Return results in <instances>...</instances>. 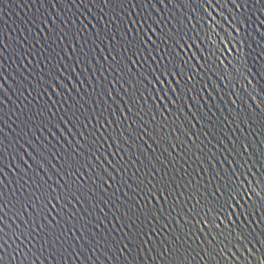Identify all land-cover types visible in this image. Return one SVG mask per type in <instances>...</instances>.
Masks as SVG:
<instances>
[{
  "label": "water",
  "instance_id": "95a60500",
  "mask_svg": "<svg viewBox=\"0 0 264 264\" xmlns=\"http://www.w3.org/2000/svg\"><path fill=\"white\" fill-rule=\"evenodd\" d=\"M126 26L159 47L146 44L139 56L122 50L132 39ZM149 27L179 47L162 51L167 45L141 31ZM165 65L183 75L153 71ZM50 74L58 88L48 87ZM0 97V264H209L203 249L216 227H231L209 211L217 196L226 199V185L237 186L230 219L246 221L244 247L261 259L264 0H0ZM29 141L46 145L47 163ZM50 152L71 153L85 178L65 175ZM164 187L168 199L144 209H160L158 222L127 207ZM169 246L178 252L161 255ZM244 247L231 251L256 264ZM221 255L212 264H223Z\"/></svg>",
  "mask_w": 264,
  "mask_h": 264
},
{
  "label": "snow or ice",
  "instance_id": "6c2138e0",
  "mask_svg": "<svg viewBox=\"0 0 264 264\" xmlns=\"http://www.w3.org/2000/svg\"><path fill=\"white\" fill-rule=\"evenodd\" d=\"M111 0H104V3H110ZM132 2H134V0H132ZM144 3H147L148 0H143ZM147 19H151V17H147L145 20L143 21H137L136 23H147ZM155 23V21H153ZM141 31L145 32V35L148 32H151L152 35L157 36V38L160 40V44L161 45H167L165 48L162 49V51L167 52L169 48L172 47H179V42L175 39L174 35L169 34V33H165L163 35L158 34L155 30H153L151 27L145 29H142ZM124 35L125 36H130L132 37V39H129L127 41H125V43L122 45V50L124 48H127L128 51L131 52L132 56H139L141 55V49L145 47L146 44H152L153 46V51H155L159 46L154 44L153 41H151L150 39H137L136 37L139 36V32L133 33L129 31V28L126 26L124 29ZM61 39H63V37H61ZM180 39H183V37L181 36ZM168 41H172L171 44L168 43ZM115 50V49H113ZM119 55V53H117ZM169 55H171V53H169ZM165 59H167V57H165ZM113 61L115 62V58H113ZM130 64H133V62L131 60H129ZM143 61H137L135 62V64H133V66H136V64H142ZM153 63H157V61L153 60ZM162 63V61H161ZM181 65L187 66L188 61H181L180 62ZM121 71H124L123 68H121ZM153 71H160L161 75H165V73L169 76L173 75V72H175L177 75H183L180 66L178 65H171V67L169 65H165L163 69H154ZM152 72H149V75H151ZM50 79H48L50 81V83H47L48 87L51 88H58L57 87V79L53 76V75H49ZM44 78L41 77V80H43ZM155 79V77H154ZM157 83H161V81L159 79H157L156 81ZM40 80H37V84L39 85ZM66 87V85H65ZM69 91H71L69 89ZM43 94V93H41ZM175 94V93H174ZM165 99L167 97H164ZM171 102V101H170ZM0 103H3V98L0 97ZM65 112H68V109H65ZM49 116L47 117V119L50 121L52 116H55V113H52L49 110ZM42 114V113H41ZM76 114L73 113V116H75ZM78 117H77V121H78ZM87 119V117H86ZM92 119H97V117L93 116ZM2 115H0V124H2ZM43 123V121H42ZM57 124H65V121L63 118H61L59 121H57ZM66 124H71L73 128L77 127V124L73 122L72 118L69 117L66 121ZM90 124V121H89ZM81 127H85V125L81 124ZM54 127H56V125H54ZM93 128V130L95 129V126L92 125L91 126ZM101 127H105V125H101ZM129 127H131V125H129ZM57 129H59V127H57ZM60 130V129H59ZM85 130H87V128H85ZM2 131V130H0ZM49 133L51 136H53V132H51V130L49 129ZM74 136H76L77 134L72 133ZM80 138H82L83 140H85V142L87 143V137L84 136L83 133H79ZM108 139L113 140V143L116 142V140L119 139V134H117L116 138L113 137H108ZM29 146H32V143L29 141ZM69 143V142H68ZM46 145L44 143H40L38 144V147H33V151L36 152L37 156L40 157V160L47 163V159L43 156V154L40 152L41 148H45ZM93 147V145H89V150H91V148ZM249 147V145H241V149H245ZM5 146L3 145L2 142H0V158L3 157V152L5 150ZM77 148H80L81 151H83V148L81 145H79V141H77ZM121 151H123V149H121ZM77 155H79V153H77ZM113 155H117L113 154ZM49 156H51L52 159L57 160V162L59 163L60 161L64 162V172L65 175H71L74 174L76 178H78L79 180H83L85 177L80 175L79 171L76 168V164L78 163V161H76L73 157L72 154H56L53 155L51 152L49 153ZM32 159H34L32 157ZM97 161H99V157L96 158ZM101 163H104V161H101ZM105 164V163H104ZM107 164L109 167H112L111 162L107 161ZM71 169V173H69L68 169ZM123 169V168H122ZM115 170V169H114ZM106 172V170H104ZM0 174H3L2 172H0ZM57 174H59V171H57ZM234 175V174H233ZM108 179L111 180L112 177L108 176ZM139 179V178H138ZM101 183H105L104 181H101ZM148 183H151V181L149 180ZM144 184V181H139V183L137 184V187L140 188V192L144 191V187H141V185ZM65 187H67V185H65ZM231 187L232 191H228L227 189ZM237 186L234 185H226L225 188V192L222 193L221 195L226 197V199H220V196H217V200H219L220 202L213 208V209H209V211H217L219 212L220 215H222L225 219L228 220V224L231 225V227L226 226L225 228L221 229L219 227H216V236L212 237L211 241H208V247L206 249H203V251L205 253L208 254L209 257V264H212V260L214 259V257L216 255H220V254H224L226 253V258L225 256L221 255V259L223 260V264H249V260L247 258H238L237 254L234 253L233 251H231V249H237L239 247H244V241L245 240H249V233L246 231L244 224H246V221L244 222H240L237 223L236 221H233L232 219H230V216H236L238 215L235 212H230L231 206H232V201H233V195L232 192H234L236 190ZM156 186L153 185L151 188H148L147 191L149 194H151L153 192V189H155ZM140 192L135 193V195H140ZM158 195H150L148 200H145L143 204H137L135 209L131 208V205H128L127 207L132 210L133 212H140L141 215L144 216L145 220H149V217L151 218V220H149V222L151 221H157L159 219V216H162L163 213L160 211V209H155V211L158 213V215H153V209L149 208L147 209V211H144V209L146 208V206L151 202V200H158V199H163V200H167L168 197L163 195V193L167 192V188H159L157 189ZM73 198H75L73 196ZM79 202V201H78ZM163 207V206H161ZM237 207H239V205H237ZM191 211V210H190ZM208 213H205V215H207ZM124 215H128L127 212L124 213ZM197 215H199V213H197ZM239 215H243V212L239 213ZM137 219H139V216L137 217ZM135 223V222H134ZM201 223H212V221H202ZM239 228V231H236L235 229ZM165 229H160V232H163ZM153 233L156 232L155 230L152 231ZM210 234V233H209ZM144 235L148 236V233H145ZM219 237V241H217L216 237ZM128 239L130 241H134V240H139L140 237L137 236H132V237H128ZM60 241V236L53 238H50V247L52 248L54 245H56L58 242ZM251 241L249 240V243ZM44 247V244H41V248ZM244 251L247 252L249 254V256L251 257L252 260L256 261V264H261V260H264V253H261V259H257L256 256L253 254L252 250L244 247ZM3 252V248L0 247V253ZM178 249L177 248H171V246H169V249L166 251L161 252V255H164L165 253H167V255L171 256L174 253H177ZM199 254V253H198ZM35 264V262H34Z\"/></svg>",
  "mask_w": 264,
  "mask_h": 264
}]
</instances>
